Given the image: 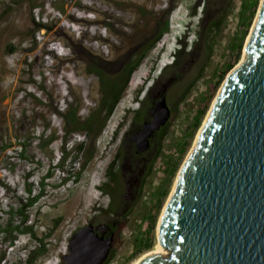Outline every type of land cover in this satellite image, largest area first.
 <instances>
[{
    "label": "rangeland",
    "instance_id": "1",
    "mask_svg": "<svg viewBox=\"0 0 264 264\" xmlns=\"http://www.w3.org/2000/svg\"><path fill=\"white\" fill-rule=\"evenodd\" d=\"M137 1H145L146 9L154 16H159L156 25L163 28L161 38L132 74L96 141L94 157L78 179L73 180L72 174L77 172V164L73 167L65 162L63 173L57 168L53 169L60 157L62 137L60 119L54 109L61 110L70 100L67 91L70 84L82 99L81 115L84 116L98 99L96 79L92 75L80 74L72 64L59 63L50 52L61 57L70 55V49L64 42L69 43L72 37L78 43L77 47L91 56L100 49L99 44L89 41L88 37L107 35L105 28L96 24L70 23L67 20L68 16L89 20L95 18L94 14L85 12L81 7L113 13L125 20H130V16L98 0H0V255H3L0 264H27L29 258L30 264H56L59 255L65 250L70 229L87 221L98 206L106 205L107 199L102 195L100 187L104 183L106 166L118 145V138L125 129L121 120L136 108L137 100L156 81L161 68L172 61L173 52L184 42V35H187V48H197V55L186 57L185 64L192 57L196 59L193 68H200L201 63H205L203 34L208 30L210 22L219 17V9H202L201 1L198 0ZM238 2L234 0L226 7L218 31L209 39L213 45L211 58L205 64L195 87L179 105L177 117L162 146L159 165L170 161L173 155L176 157L179 141L182 145L188 141L186 133L191 132L189 127L192 117L200 100L208 92L225 43L237 33ZM114 26L118 29L117 25ZM198 29L203 37L196 43ZM135 48L127 51L125 57ZM101 50L105 53L106 48L101 47ZM226 75L214 91L173 177L168 180L166 195L155 214L149 234L153 241L149 251H152L156 243V225L177 174ZM50 131H55L58 137L47 148L52 160L37 147L38 137H45ZM66 140L65 148L69 150L71 144L81 140V137L75 134L67 136ZM67 174L71 175L69 180L60 182ZM150 189L153 187L150 186L147 191ZM150 205V197L143 195L130 215L129 222L121 230L116 257L108 264H132L147 253L143 252L129 260L134 252L135 239L144 235L150 223ZM19 207L26 216L24 226H31L32 233L18 234L15 241L9 243L10 238L1 230L7 219L11 225H20L17 212ZM36 248L42 252H32Z\"/></svg>",
    "mask_w": 264,
    "mask_h": 264
},
{
    "label": "water",
    "instance_id": "2",
    "mask_svg": "<svg viewBox=\"0 0 264 264\" xmlns=\"http://www.w3.org/2000/svg\"><path fill=\"white\" fill-rule=\"evenodd\" d=\"M244 54L226 75L158 219L155 239L167 254H147L137 264H264V0ZM152 116L144 136L169 116L163 99ZM69 248L64 264H102L108 253L88 237Z\"/></svg>",
    "mask_w": 264,
    "mask_h": 264
},
{
    "label": "trees",
    "instance_id": "3",
    "mask_svg": "<svg viewBox=\"0 0 264 264\" xmlns=\"http://www.w3.org/2000/svg\"><path fill=\"white\" fill-rule=\"evenodd\" d=\"M103 5L113 8L115 10L125 12L130 16V20H125L116 14L93 10L89 7H81L85 12L95 15L92 20L89 19H76L73 16H68L67 20L70 23L75 24H96L105 28L107 35L105 36H91L88 37L89 41H96L99 44L100 49L97 50L92 56L87 52L81 51L76 41L70 38L69 43L64 42V45L70 49V55L58 56L55 52L50 53L58 60L59 63L72 64L80 74L92 75L96 79V90L98 93V99L93 108H90L87 113L82 116V99L72 85L67 86V91L70 95V100L66 102V105L61 110L54 109L55 115L60 119V130L62 133L61 145H60V157L54 164L53 169L61 170L63 173L64 163H70L73 167L77 164V172H73V180L78 179L81 172L85 169L87 164L92 160L95 155L96 141L104 129L108 119L114 112L116 105L118 104L125 88L129 84L132 74L137 70L139 65L145 59L147 53L156 46L162 35V29L156 25L159 16H154L145 7V1L137 0H98ZM201 3L202 9L208 7L220 9V15L217 19L212 20L208 25V30L202 35L200 29L196 31V43L200 42L203 37V47L206 52V61L201 63L200 68H193L188 73L191 76V80L185 79L184 88L182 89L180 96L177 100V104L182 102L185 95L189 92V84H196L199 75L202 73L205 64H207L211 58L213 51V45L209 43V39L212 35L218 31L221 21L225 13V9L234 0H198ZM259 0H239L237 22V33L230 40L225 43L224 51L219 60V67L213 73V79H211V85L208 92L200 100L198 108L192 117V123L189 128L191 132L186 133L188 141L185 144H181L179 154L176 157L173 155L170 158L169 177L170 180L180 162L182 155L184 154L188 143L191 140L195 130L199 127L200 121L204 116L211 97L220 84V81L224 78L226 73L237 64L240 59L243 42L249 28L252 24V20L256 14ZM222 7V8H221ZM80 8V7H79ZM171 8L169 9V11ZM114 25L118 26V29ZM187 35H184L183 44L175 49L173 52L172 61L161 68L158 73V77H161L167 70L171 71V67H178L183 65L185 58L190 54L195 53L192 49L187 48ZM147 39L145 42H143ZM142 46L131 52L126 59L125 54L127 51L135 48L139 43ZM76 45V46H75ZM101 47L106 48L105 53L102 52ZM173 70V69H172ZM193 73V75L191 74ZM191 82V83H190ZM177 110L173 115L171 122L177 117ZM172 124V123H170ZM169 124V125H170ZM188 130V127L187 129ZM79 135L81 140L71 144L69 150H67V136ZM165 134V133H164ZM184 135V136H186ZM58 137L55 135V131H50L45 137H38L37 147L46 153V156L52 160L51 152L47 150L48 146L56 140ZM174 160V162H173ZM111 169L109 166L108 171ZM70 174L63 176L60 182L69 180ZM100 190H104V187H100ZM166 195V190L162 193L160 201L157 204L153 218L147 226L144 235L135 239L133 243L134 252L130 255L129 260L134 259L137 255L148 252L153 246V241L150 237V231L154 224L155 214L162 202V199ZM17 210L23 212L21 207ZM26 218V216H25ZM11 221H9L10 224ZM18 226H12L10 224L7 230L12 232L16 230ZM1 231H5L2 229ZM22 233H32L31 228L21 231ZM40 250L38 253H41ZM3 255H0V259ZM31 259L27 260V264H30Z\"/></svg>",
    "mask_w": 264,
    "mask_h": 264
},
{
    "label": "flooded vegetation",
    "instance_id": "4",
    "mask_svg": "<svg viewBox=\"0 0 264 264\" xmlns=\"http://www.w3.org/2000/svg\"><path fill=\"white\" fill-rule=\"evenodd\" d=\"M142 44L137 47H141ZM196 49H192L195 50L193 51L195 53L190 54L193 57L197 55ZM193 57L189 61L191 65L187 61L186 64L184 63L181 66L171 67V71L167 70L161 77H157L156 81L146 88L143 95L139 97L136 108L121 120V125H125V129L118 138V145L112 160L106 166L104 183L101 185L104 187L101 193L106 197L107 203L104 207L98 206L87 221L70 229L66 238L65 250L59 255L56 264H64V258L71 252L70 242L81 237H88L102 247L107 246L108 253L102 264L111 262L116 257V252L120 246L121 230L129 222L130 215L139 205L143 195L150 197L149 210L151 216H148L149 222L153 218L157 204L168 184V163L171 162L167 160V163L158 164L161 149L171 128L172 124L170 123L174 122V120L171 122V119L176 110L179 111L181 102L177 104V100L184 88L185 79L187 81L191 80L188 73L196 62ZM194 87L195 84H189V92ZM161 99L164 100L169 116L158 129L144 136L143 128L152 121V111ZM177 146L175 155L179 154L180 141ZM109 166H111V169L107 172ZM150 186L153 189L147 191ZM17 212L20 217L18 222L20 225H12L18 226L17 229L12 232L7 230L11 224H9V219L2 228L5 231L1 233L10 238L9 243L15 241L16 235L24 234L21 231L26 230L28 227L32 231L31 226H24L26 218L23 212L19 210ZM39 251L40 249L36 248L32 252L38 253ZM96 252L97 249L93 251V253Z\"/></svg>",
    "mask_w": 264,
    "mask_h": 264
},
{
    "label": "bare ground",
    "instance_id": "5",
    "mask_svg": "<svg viewBox=\"0 0 264 264\" xmlns=\"http://www.w3.org/2000/svg\"><path fill=\"white\" fill-rule=\"evenodd\" d=\"M245 41H246V40H245ZM244 56H245V54H244V47H243L242 55H241V58H240L238 64L241 63V62L243 61ZM209 110H210V109H209ZM208 112H209V111H208ZM208 112H207V114H208ZM206 117H207V115H206ZM206 117H205V119H206ZM205 119H204V121H205ZM203 123H204V122H203ZM201 128H202V126H201ZM201 128L199 129V131H198V133H197V135H196V138H197V136H198V134H199ZM196 138H195V141H196ZM195 141H194V142H195ZM167 202H168V199H167V201H166V204H167ZM166 204H165V205H166ZM164 208H165V206H164ZM164 208H163V209H164ZM162 211H163V210H162ZM151 253H159V254H161L162 256H165V255L167 254V251H166V249H164L163 247H161V245H160L158 242H156L155 245H154V247H153V249H152V251H149V252L145 253L144 255L140 256V257L137 258L132 264H137V262H138L143 256H145V255H147V254H151Z\"/></svg>",
    "mask_w": 264,
    "mask_h": 264
}]
</instances>
